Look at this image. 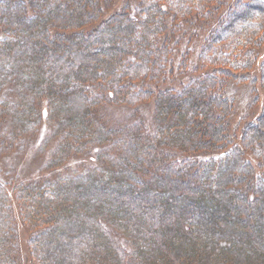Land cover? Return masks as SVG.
<instances>
[{"label": "trees", "instance_id": "trees-1", "mask_svg": "<svg viewBox=\"0 0 264 264\" xmlns=\"http://www.w3.org/2000/svg\"><path fill=\"white\" fill-rule=\"evenodd\" d=\"M135 1L134 17L123 12L98 23L113 0H0V106L7 119L0 127V153L34 133L41 99L58 138L51 169L90 147L106 148L98 152L96 165L80 174L17 187L20 218L33 231L32 262L264 264V107L244 128L241 146L231 148L226 128L231 107L222 95L233 72L253 67L255 57L246 50L264 31V3L234 4L223 24L214 23L211 70L178 93L160 92L154 101L155 133L143 137L136 128L105 127L94 113L102 103L133 106L150 97L133 85L161 73L169 13L208 19L231 0ZM245 17L246 30H235ZM102 28L107 33L95 38ZM135 29L139 34L132 38ZM259 78L264 92V61ZM10 93L14 100H7ZM163 150L187 159L176 163ZM200 154L216 157L195 160ZM170 165L183 177L174 181ZM4 189L0 184V264H17ZM253 204L259 209L238 216ZM109 228L126 241L128 258Z\"/></svg>", "mask_w": 264, "mask_h": 264}, {"label": "rangeland", "instance_id": "rangeland-1", "mask_svg": "<svg viewBox=\"0 0 264 264\" xmlns=\"http://www.w3.org/2000/svg\"><path fill=\"white\" fill-rule=\"evenodd\" d=\"M241 1L231 0L230 4L222 6L217 13H214L211 18L209 17L210 19L193 15L188 20H184L173 18L172 14L169 13L166 18L167 31L163 37V39L166 38L165 40H167L169 45L167 56H165L166 63H162V71L158 76L133 85L135 88L149 91L150 97L145 101L137 102L133 106L117 105L114 103L100 104L99 109L94 113L98 116V119H101L100 123L105 127H113L115 129L124 127L128 129L136 128L143 137L153 136L155 133V124L153 121L154 101L157 95L164 91L178 93L182 88L187 87L191 81L208 73L214 65V60L212 59L213 53L209 49L211 48L210 43L213 42V40L211 41L210 34L213 31L214 23L219 21L223 24L226 16L234 11V4L249 1H260L264 3V0ZM4 7L1 5V11L6 14L7 8ZM162 8L165 11L168 10L167 6H162ZM137 10L138 2L135 0H113L109 10L104 12L98 23L123 12L129 18H132ZM208 13L209 10L206 14ZM206 14L204 13V15ZM225 14L227 15L225 16ZM67 15L68 13L64 11V16L67 17ZM221 18L222 20L220 21ZM245 19L247 18L245 17L244 20H240L239 22L237 21L235 30L243 32L246 23ZM107 31V28H102L95 38L101 37ZM215 32L219 33V30ZM138 34L135 29L132 38L137 37ZM259 37L261 38L258 39L252 48L244 49L247 52H251L255 57L252 69L233 72L235 79H228L223 83L222 95L229 101L231 107L230 115L226 120L227 131L232 138L231 148L233 147V143L237 148L241 146L244 128L248 124L256 122L264 107V92L261 88L259 78V67L264 61V31ZM113 42L114 40L105 41L108 45L113 44ZM125 44L127 45L128 42ZM91 46L92 44L89 45L90 49H84V52L88 53L91 50ZM205 46H208L207 49H205ZM224 46L221 49H224ZM78 50L80 51L81 49L78 48ZM100 55L101 62L105 63L107 58L103 54ZM93 96L96 95L93 94ZM108 96L111 98V95ZM8 99L14 100L15 97H11L10 93ZM36 105L39 112V123L34 133L17 138L16 141L8 144L11 147L7 152L0 153V184L5 188L4 190L9 198L12 209L18 245V252L15 258L17 264H33L29 249V240L33 231L20 218L19 209L15 200L17 187L29 182L54 180L63 174H80L84 170L91 169L96 165V156L100 150L106 151V148L93 146L87 149L88 152L86 154L72 156L60 167L51 169L50 161L58 144V138L54 136L53 126L48 121L46 102L41 99L36 102ZM1 109L0 106V127L4 128V125H7V119L4 118L5 116ZM9 131L5 132L8 133ZM10 132L15 134L12 130ZM3 143L5 145V141ZM162 153L164 155L168 154L176 163L177 161L187 159V155L177 152L163 150ZM197 157L195 160L202 161L204 159H214L216 156L200 154ZM170 167L171 178L174 181L183 177V174H180L181 171H178L174 165H170ZM192 182L197 183V181ZM152 193L150 192L149 195H152ZM214 198H217V196L214 195ZM150 199L152 198L150 197ZM185 201L184 203L180 201V205L186 206L188 200ZM147 202L149 203V201ZM201 202L204 205L208 201L205 199ZM257 209H259L258 204L249 205L246 207V210H243V214L238 216L245 215L246 212L252 214ZM206 210L209 212L208 209ZM212 217L213 214L210 212L206 215L208 220H211ZM81 229H83V226ZM107 231L116 244V247L128 258L129 248L126 241L114 232V230L110 229V231Z\"/></svg>", "mask_w": 264, "mask_h": 264}]
</instances>
